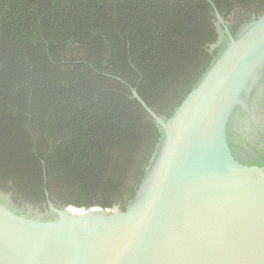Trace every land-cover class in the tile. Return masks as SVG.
<instances>
[{
    "label": "trees",
    "instance_id": "16d2710c",
    "mask_svg": "<svg viewBox=\"0 0 264 264\" xmlns=\"http://www.w3.org/2000/svg\"><path fill=\"white\" fill-rule=\"evenodd\" d=\"M233 32L264 0H213ZM209 0H0V190L125 208L171 115L218 50ZM49 193V196L47 195Z\"/></svg>",
    "mask_w": 264,
    "mask_h": 264
},
{
    "label": "water",
    "instance_id": "95a60500",
    "mask_svg": "<svg viewBox=\"0 0 264 264\" xmlns=\"http://www.w3.org/2000/svg\"><path fill=\"white\" fill-rule=\"evenodd\" d=\"M209 1L218 53L181 104L163 115L132 90L160 138L127 206L0 190V264H264V161L237 129L264 82V14L233 32Z\"/></svg>",
    "mask_w": 264,
    "mask_h": 264
},
{
    "label": "flooded vegetation",
    "instance_id": "af4514ba",
    "mask_svg": "<svg viewBox=\"0 0 264 264\" xmlns=\"http://www.w3.org/2000/svg\"><path fill=\"white\" fill-rule=\"evenodd\" d=\"M253 15L255 13H252ZM252 103L251 115L246 112L239 113L241 118L237 120V126H239L237 129L239 134L253 147L256 156L259 154L261 160L264 161V82ZM247 142L243 143L242 147H246Z\"/></svg>",
    "mask_w": 264,
    "mask_h": 264
},
{
    "label": "built area",
    "instance_id": "2783aa9c",
    "mask_svg": "<svg viewBox=\"0 0 264 264\" xmlns=\"http://www.w3.org/2000/svg\"><path fill=\"white\" fill-rule=\"evenodd\" d=\"M107 210H112V209H107Z\"/></svg>",
    "mask_w": 264,
    "mask_h": 264
}]
</instances>
